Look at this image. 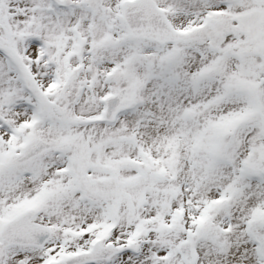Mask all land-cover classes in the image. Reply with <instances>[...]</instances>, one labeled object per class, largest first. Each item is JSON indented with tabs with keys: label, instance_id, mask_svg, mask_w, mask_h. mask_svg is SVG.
<instances>
[{
	"label": "snow or ice",
	"instance_id": "obj_1",
	"mask_svg": "<svg viewBox=\"0 0 264 264\" xmlns=\"http://www.w3.org/2000/svg\"><path fill=\"white\" fill-rule=\"evenodd\" d=\"M0 264H264V0H0Z\"/></svg>",
	"mask_w": 264,
	"mask_h": 264
}]
</instances>
